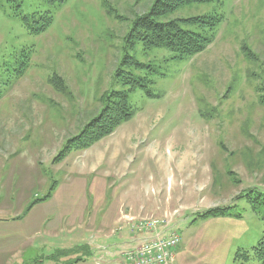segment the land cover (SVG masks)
Returning a JSON list of instances; mask_svg holds the SVG:
<instances>
[{
    "label": "rangeland",
    "instance_id": "rangeland-1",
    "mask_svg": "<svg viewBox=\"0 0 264 264\" xmlns=\"http://www.w3.org/2000/svg\"><path fill=\"white\" fill-rule=\"evenodd\" d=\"M158 1L0 0V264H122L165 217L169 264H259L264 0L155 17L208 42L190 59L138 28ZM125 94L134 115L77 144Z\"/></svg>",
    "mask_w": 264,
    "mask_h": 264
},
{
    "label": "trees",
    "instance_id": "trees-1",
    "mask_svg": "<svg viewBox=\"0 0 264 264\" xmlns=\"http://www.w3.org/2000/svg\"><path fill=\"white\" fill-rule=\"evenodd\" d=\"M214 1L218 0H159L150 12L151 16L149 18L141 19L140 22H138V28H141L143 31H147L150 33L149 38L152 39L150 40L151 44L163 45L171 51H178L179 53H181V57H187L190 59L193 56L203 52L206 49V45L208 42H204L205 39L198 34H190L179 30L175 26L173 27L171 24L167 25L156 22L154 18L170 13V9L177 4H202ZM44 29L45 27L43 26L39 27L38 29L31 28V30L34 32H41L44 31ZM124 62H126V60ZM129 81H127V84L131 85L129 89L130 92H132V90L135 88L143 87V85L139 84V82H135L134 84H132L133 78ZM123 84L126 85V82H124ZM114 101H116V105H118V114H113L111 109L107 111L104 110L101 116L102 118L99 120L97 119L96 121H92L85 128V133L83 134L84 136H79L78 138H76L81 139V141L77 142V144L92 140L94 137H97L99 135L110 134L120 121L134 115L133 109L129 106L127 94H125L124 97L116 96L114 98ZM257 200H259L258 204H261L264 207V193L262 197ZM216 211L217 210L213 209L212 211L207 212L206 215H212ZM253 250L255 259L259 262V264H264V236L262 242L254 247Z\"/></svg>",
    "mask_w": 264,
    "mask_h": 264
},
{
    "label": "built area",
    "instance_id": "built-area-1",
    "mask_svg": "<svg viewBox=\"0 0 264 264\" xmlns=\"http://www.w3.org/2000/svg\"><path fill=\"white\" fill-rule=\"evenodd\" d=\"M171 224L172 220L165 217L161 221L130 226L133 233L140 234L141 238L135 247L122 254V264H169L180 240L179 233L170 228ZM150 232L156 233L152 236Z\"/></svg>",
    "mask_w": 264,
    "mask_h": 264
},
{
    "label": "crops",
    "instance_id": "crops-1",
    "mask_svg": "<svg viewBox=\"0 0 264 264\" xmlns=\"http://www.w3.org/2000/svg\"><path fill=\"white\" fill-rule=\"evenodd\" d=\"M86 262H87V259H82V261L76 260V261L70 262L68 264H87ZM97 264H105V263L100 261ZM108 264H110V263H108Z\"/></svg>",
    "mask_w": 264,
    "mask_h": 264
}]
</instances>
